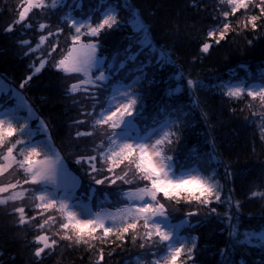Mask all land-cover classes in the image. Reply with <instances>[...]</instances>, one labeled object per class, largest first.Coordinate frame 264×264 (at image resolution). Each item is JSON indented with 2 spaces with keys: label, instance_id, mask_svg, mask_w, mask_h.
Wrapping results in <instances>:
<instances>
[{
  "label": "snow or ice",
  "instance_id": "1",
  "mask_svg": "<svg viewBox=\"0 0 264 264\" xmlns=\"http://www.w3.org/2000/svg\"><path fill=\"white\" fill-rule=\"evenodd\" d=\"M202 3L194 0L191 7L199 9ZM122 7L131 9L120 0H21L12 10L15 18L5 32L19 27L34 32L36 39L19 41L26 49L23 55L32 58L29 74L18 89L0 94V206L4 217H14L5 229L35 233L30 242L33 264H43L65 244L95 252L92 264H106L105 247L111 249L109 259L139 249L138 264H197L199 238L182 230L195 227L193 220L200 224L214 218L227 232L216 251L218 264H257L246 257L253 249L264 252V208L258 227H244V203L235 199V184L254 176L260 190L250 191L246 199H264V161L250 165L239 157L222 158L211 133L206 151L182 152L191 114L200 109L206 124L210 119L201 108L206 100L200 93L207 86L199 77L173 69L175 83L165 93L167 99L153 97L151 114L146 115L157 74L175 62L166 46L157 48L149 39L151 29L142 20L126 44L105 55L101 38L122 28ZM212 8L200 47L205 58L231 35L250 32L249 46L264 41V0H217ZM37 14L44 19H36ZM49 65L74 81L63 95L79 97L73 100L80 107L69 125L75 131L62 142L67 155L55 146L50 122H36L33 108L20 94ZM214 87L233 115L243 116L249 125L259 118L264 140V72ZM179 92L189 97L187 105L177 103ZM242 102L244 107H231ZM84 176L87 192L82 191ZM98 192L105 199L112 195L114 201L108 204L120 206L114 212L94 211L105 202L96 199ZM29 200L30 208L25 206ZM169 205L187 209L179 222H173ZM117 264L132 261L122 257Z\"/></svg>",
  "mask_w": 264,
  "mask_h": 264
},
{
  "label": "trees",
  "instance_id": "2",
  "mask_svg": "<svg viewBox=\"0 0 264 264\" xmlns=\"http://www.w3.org/2000/svg\"><path fill=\"white\" fill-rule=\"evenodd\" d=\"M12 1L0 0V75L11 85L18 87L19 82L29 74V64L32 60L31 57L23 55L26 49L20 46L19 41L35 40L36 34L30 30H21L19 27L13 33L5 32V28L15 18L12 10L19 5L13 4ZM125 2L131 5V9L122 7L120 10L122 28L101 38L105 55H110L126 44V38L134 32L132 19L137 17L150 27L149 39L153 44L157 48L166 46L171 59L175 62L174 65H164L157 74L158 83L151 86L152 91L147 100V111H150L148 115L152 111L153 97L157 100L161 97L167 99L165 93L169 86L175 83L173 69L182 72L185 77H199L207 86V90L200 93L201 99L206 100V103L201 104V108L210 113V119L206 124L200 117V109L191 114L189 126L184 129L182 152L206 151L208 134L211 133L216 139L217 152L222 154V158L239 157L241 163L247 161L250 165H258L260 161H264V140L260 139L259 118H255L256 124L249 125L243 116L233 115L229 103L221 97L219 89L214 87L230 78L233 80L255 78L264 72V41L256 40L252 46H249L248 40L252 39L250 32L242 33L240 36L231 35L220 46L214 47L211 54L205 58L200 53V47L202 41L206 39L210 15L213 14L212 6L217 0H203L199 9L191 7L194 0H120L121 5ZM204 5H207L206 9ZM35 18L44 19L38 14ZM54 22L55 18H53ZM235 23L236 20H233V24ZM63 44L64 40L61 42L62 46ZM64 77L49 65L34 78L31 87L22 90L21 93L37 117L50 122L49 127L56 146L67 153L68 150L63 147L62 142H66L68 134L75 131L69 125L72 123V118L77 115L75 112L80 105L73 104L72 96L63 95V90L70 84V81L65 80ZM176 95L182 97L177 103L184 105L189 103L187 94L179 92ZM245 102L232 104L231 107H244ZM247 114L245 110V115ZM208 125H212V128L210 129ZM220 172L223 173L222 168ZM217 178L223 182L221 177ZM259 183L260 181L254 176L236 181L235 199L244 203L242 209L244 227L259 225V213L264 208V199H246L250 191L260 190L255 187ZM87 187L88 184H84L82 191L86 192ZM96 199L104 200L102 207L105 208L114 209L120 206L115 203L108 204V201H114L112 195H108L105 199L104 194L98 192ZM12 206L10 204L9 209ZM186 210L184 207H175L174 219L179 220ZM3 211L4 208L0 206V264H33L34 247L30 246V242L35 233L27 228L6 230L5 225L14 217H4ZM193 224L195 227L187 229L186 233L199 238L200 252L197 264H218L219 256L216 255V251L219 247H223L227 239V232L221 231L224 226L214 218L200 224L193 220ZM110 250L105 247L106 264H117L122 257L130 259L132 264L138 263L136 253L139 249L131 255L117 252L109 259L107 252ZM96 255L95 252H88L83 247L68 248L65 244L57 248L55 254L45 257L43 264H92ZM246 258L256 261L257 264L264 260L259 249H253Z\"/></svg>",
  "mask_w": 264,
  "mask_h": 264
},
{
  "label": "rangeland",
  "instance_id": "3",
  "mask_svg": "<svg viewBox=\"0 0 264 264\" xmlns=\"http://www.w3.org/2000/svg\"><path fill=\"white\" fill-rule=\"evenodd\" d=\"M12 2H13V4H15V3H16V4H20V3H21V0H13ZM137 20H138L137 17H133V19H132V22H133L134 28H135V25H136V23H137ZM62 41H63V38H61V42H62ZM64 78H65V80L70 81V83L74 82L73 79H71V78H69V77H66V76H65ZM11 88H16V89H18V87H17L16 85H15V86L11 85L10 83H8V81H7L4 77H2V76L0 75V94H2L3 92H5V91H7L8 89H11ZM20 94H21L23 100L27 102V100L24 98L23 94H22V93H20ZM72 98H73V99H79V97H72ZM27 103H28V102H27ZM148 112H150V111H146V115L149 114ZM75 113H77V112H75ZM35 117H36V122L42 120V119H40V118L37 117L36 113H35ZM258 123H259V120H258ZM55 146H56V144H55ZM56 147H57V146H56ZM57 149H58V147H57ZM61 152H62L63 155H67L66 152H63V151H61ZM184 153H187V152H184ZM72 169H73L74 172H77L78 174L83 175L82 173L79 172V169H78L77 166L72 167ZM86 183L88 184V177H87V176H84V184H86ZM82 190H83V189H82ZM86 192H87V190H86ZM96 198H97V194H96ZM97 200H98V199H97ZM25 206L31 207V206H32V202H31L30 200H29V201H26V202H25ZM168 208H169V212L173 215V217H175L176 214L173 213V211L175 210V206H173V205H169ZM100 210H101V209H100ZM100 210H99V211H100ZM102 210H105V209H102ZM107 211H111V210H107ZM112 212H114V211H112ZM173 222L176 223V222H179V220L174 219ZM187 231H188V230H186V232H187ZM182 234H187V233H185V230H182ZM262 255H263V258H264V252H262ZM137 264H138V263H137Z\"/></svg>",
  "mask_w": 264,
  "mask_h": 264
}]
</instances>
